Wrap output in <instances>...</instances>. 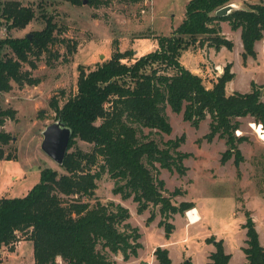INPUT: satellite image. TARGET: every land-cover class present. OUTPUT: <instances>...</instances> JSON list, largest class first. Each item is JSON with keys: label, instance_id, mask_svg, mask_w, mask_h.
<instances>
[{"label": "trees", "instance_id": "16d2710c", "mask_svg": "<svg viewBox=\"0 0 264 264\" xmlns=\"http://www.w3.org/2000/svg\"><path fill=\"white\" fill-rule=\"evenodd\" d=\"M86 1L97 8L112 1L146 0ZM232 1L188 0L179 25L170 35L157 36L154 50L134 57L133 49L120 51L115 46L110 59L91 67L78 66L76 92L62 105L56 96L49 101L56 119L72 130L63 162L59 169L41 168L39 181L25 195L0 197V250L5 247L12 251L21 239L30 241L34 264H110L111 254L121 253L125 260L136 256L141 247L140 233L128 222V209L114 201L81 200L93 196L96 180L105 172L115 180L113 192L123 199L131 197L137 204V212L157 207L159 225L168 238L174 228L168 219L195 205L192 201L173 203L171 195H177L179 190L165 195V181L157 175L159 168L184 174L183 160L188 154L179 150L182 138L168 139L160 148L148 136L139 137L144 128L171 132L164 113L166 106L173 112H182L193 126L208 116L210 135L218 133L227 145L221 161L233 157L238 166L243 159L236 145L243 136L235 135L240 127L239 118L250 116L264 129L260 90L252 81L249 91L228 94L226 84L234 77L230 62L207 87L200 75L179 60L184 50L197 43L216 50L232 49L233 42L220 34V21L240 30L243 62L256 57L255 45L264 38V2L232 9L224 16L215 15ZM35 17L33 8L21 0H0V29H22ZM42 18L44 26L32 31L30 38L0 37V91H10L12 83L36 85L39 78L24 70L23 64L35 68L36 60L44 53L59 57L58 52H50V45L65 40L54 34L59 27L51 16L42 14ZM65 47L70 54L75 44L66 41ZM15 113L13 108L0 106V160L14 157L5 152L4 146L12 136L3 126L6 118L15 119ZM76 139L92 144L91 150L78 147L70 150ZM244 215L245 221L240 225L245 230V246L241 248L244 260L239 264H264V244L259 241L250 213ZM153 217L151 213L148 220ZM205 241L214 247L206 264H230L231 254L226 252L222 239L210 236ZM153 256V264H171L165 247H155ZM0 264H3L1 257ZM180 264L192 262L186 258Z\"/></svg>", "mask_w": 264, "mask_h": 264}, {"label": "rangeland", "instance_id": "374dc122", "mask_svg": "<svg viewBox=\"0 0 264 264\" xmlns=\"http://www.w3.org/2000/svg\"><path fill=\"white\" fill-rule=\"evenodd\" d=\"M30 5L35 18L22 29H0V37H23L41 29L45 20L42 14L51 16L59 29L54 31L58 38L50 45L52 54L44 53L37 66L30 68L26 63L23 69L30 70L36 85L19 86L12 83L8 92L0 91V106L15 109V119L6 118L3 130L12 139L4 146L5 152L14 155L11 159L0 160V197H21L39 181L40 169L50 167L59 169L41 149L42 132L45 127L56 122V113L50 107L51 97L56 96L59 105L76 92L78 66L91 67L96 62L110 59L115 46L120 51L134 50V57L152 51L157 46V36L170 35L184 16L188 0H146L140 3H118L93 7L88 1L75 3L72 0H21ZM264 0H233L235 8L249 7ZM218 26L223 36L233 42L232 49L221 47L216 50L208 44L198 43L184 50L180 62L192 72L200 75L207 87L222 72L226 63H231L234 77L226 84L228 94L250 90V83H256L264 101V38L255 45L257 55L243 62L240 53L242 44L240 30H233L227 21ZM66 41L75 44L68 54ZM8 50V49H7ZM49 60V62L47 61ZM131 61V60H130ZM63 91V93L61 92ZM43 110V111H41ZM164 113L171 125L169 134L144 128L139 137L148 136L160 148L168 139L182 138L179 150L188 156L183 160L184 174L159 168V178L165 181L164 194L171 195L174 189L179 193L171 195L172 201H192L199 212L200 219L191 223L187 212L174 214L168 219L174 226L168 238L159 225L160 215L157 207H149L142 213L137 212V204L132 198L123 199L113 192L115 180L106 172L96 180L97 188L91 198L82 197L91 203L114 201L129 211L128 222L138 228L141 247L136 256L125 260L121 253L110 255V264H153V250L157 246L167 248L171 264H180L190 258L192 264H206L209 253L214 249L206 238L214 236L224 241L226 252L231 254L230 264L244 260L242 247L245 246V212L250 213L264 244V129L250 116L239 118L240 127L236 136L243 139L236 143L242 161L235 165L233 157L221 161L227 148L224 138L218 133L210 135L207 116L197 126L183 118L182 112H173L168 106ZM260 124V125H259ZM90 151L92 144L76 139L75 146ZM158 166V164H156ZM154 217L149 221L150 214ZM32 243L20 240L12 251L3 247L0 257L3 264H34Z\"/></svg>", "mask_w": 264, "mask_h": 264}, {"label": "water", "instance_id": "95a60500", "mask_svg": "<svg viewBox=\"0 0 264 264\" xmlns=\"http://www.w3.org/2000/svg\"><path fill=\"white\" fill-rule=\"evenodd\" d=\"M85 2L86 0H82V3ZM232 9H235V6L232 3H229L219 8L215 12V15L218 17L224 16L228 14ZM27 36L30 38L29 34ZM42 135L43 138L40 145L42 151L46 153L58 165L61 164L67 152L68 143L72 135L71 128L66 126L65 123L60 119H57L56 122H53L45 127Z\"/></svg>", "mask_w": 264, "mask_h": 264}, {"label": "bare ground", "instance_id": "6f19581e", "mask_svg": "<svg viewBox=\"0 0 264 264\" xmlns=\"http://www.w3.org/2000/svg\"><path fill=\"white\" fill-rule=\"evenodd\" d=\"M187 217L191 223H195L200 219L197 211L194 209L187 212Z\"/></svg>", "mask_w": 264, "mask_h": 264}, {"label": "crops", "instance_id": "0c3cea01", "mask_svg": "<svg viewBox=\"0 0 264 264\" xmlns=\"http://www.w3.org/2000/svg\"><path fill=\"white\" fill-rule=\"evenodd\" d=\"M195 205V204H194ZM192 209H194V210H196L197 211V213H198V215H199V212H198V210H197V208L196 207H193V208H191L190 210H192ZM200 218V217H199ZM259 241H260V239H259ZM28 242V241H27ZM261 243V242H260ZM262 244V243H261Z\"/></svg>", "mask_w": 264, "mask_h": 264}, {"label": "built area", "instance_id": "2783aa9c", "mask_svg": "<svg viewBox=\"0 0 264 264\" xmlns=\"http://www.w3.org/2000/svg\"><path fill=\"white\" fill-rule=\"evenodd\" d=\"M264 45V44H263Z\"/></svg>", "mask_w": 264, "mask_h": 264}]
</instances>
